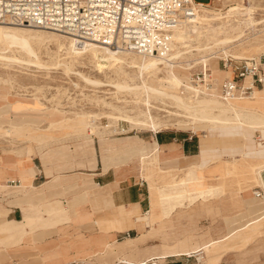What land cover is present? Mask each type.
I'll list each match as a JSON object with an SVG mask.
<instances>
[{"label":"rangeland","instance_id":"374dc122","mask_svg":"<svg viewBox=\"0 0 264 264\" xmlns=\"http://www.w3.org/2000/svg\"><path fill=\"white\" fill-rule=\"evenodd\" d=\"M194 2L197 14L196 27L189 29L183 27L182 40H178L172 32L171 52L168 55L205 48L225 36H231L232 39L237 38V40L227 44V56L220 52L216 54L219 56L217 59L202 63L198 61L203 57L206 58L207 52L202 51L198 55L197 51H191L186 59L177 60L180 64L191 67L186 71L178 72L180 77L184 76V79L185 76L188 77L187 82L181 81L180 87V84L176 85V92L184 94L186 87L195 86L191 79L195 72L202 69L201 64H206L205 68L210 70L211 77L218 83L223 80L221 72L218 71V69L223 71L220 66L223 61L231 62L233 66L244 60L257 58L264 53V0H194ZM232 28L237 29L232 30ZM239 29L243 30L240 32L242 35L239 34ZM58 41L61 44L66 43L61 37ZM35 48L42 61H48L49 56L54 53L60 55L59 57L63 56L55 41H44L35 45ZM1 67L4 66H0V146L16 148L23 143L31 148V145L35 143L68 135H73L77 142L100 135H132L143 139L151 133L148 129L130 128L121 119L112 123L107 115L117 114L112 112L111 108L102 105L99 98L124 111H144L151 113V116L153 115L157 120L176 122L173 116L175 109L153 99H149L145 105V101L142 102L145 100L144 94H140V97L135 99L132 93H115V89L109 86L94 88L85 84L78 76L65 74L57 68L11 66L1 69ZM72 69L73 72H81L89 77L104 80L85 59L74 61ZM107 72L108 75H114L112 71ZM126 73L137 76L136 72L129 69ZM146 82L148 85L157 84L152 78ZM249 83L248 78L245 85L248 86ZM204 90L209 91L205 88ZM257 91L259 92L253 94V100L247 101L252 107L264 112V84L258 87ZM216 93L221 95L217 91ZM93 98L98 101L94 102ZM20 103L23 104V108L17 110ZM247 103L241 101L239 105L244 106ZM93 125L97 126L96 130L90 131ZM181 128V126L173 125L162 130L186 129ZM204 132L207 138H204L206 143L204 142L199 158L207 152L209 144L216 146L217 150L215 153H207L203 163L191 162L183 167L162 170L153 161V156L150 157L153 163L144 167L143 179L147 182L150 192L149 210L152 213V222L155 218H173L176 222L173 224L174 229L182 226L184 230L197 231V227L202 228L204 225L206 228L215 224L216 220L219 221L218 218H250L236 224L232 227L233 229H227L224 233L231 230L230 232H234L237 238L232 235L228 239L221 240L222 242L210 246L205 253L217 248L222 249L224 243H229L230 246L235 247L233 250L237 251L234 254L237 264H245L247 246L250 248L249 252H252L251 261L261 264L260 258H264V200L254 198L252 193L260 190L255 182L254 170L257 166L264 165V132L242 126L208 130L202 127L195 134L199 137ZM17 134H20V137L15 138ZM22 134L27 135L29 142L23 140ZM106 140L99 138L103 148L108 146L103 145ZM133 142L131 144L140 151L145 150V153L137 156L138 160L151 155L152 152L147 151L151 147L148 143L143 144L136 139ZM232 151L235 153H231ZM138 160L139 171L136 173L142 178L139 173L141 161ZM261 175L264 176V171H261ZM258 218L263 219L258 222ZM200 219L204 221L200 223ZM250 222L257 223L246 226ZM185 226L188 229H185ZM244 228L248 231L247 239L243 234L238 236L240 233L238 231ZM230 239L233 242L230 243ZM203 243L206 242H201ZM260 252L263 254L260 255Z\"/></svg>","mask_w":264,"mask_h":264},{"label":"crops","instance_id":"0c3cea01","mask_svg":"<svg viewBox=\"0 0 264 264\" xmlns=\"http://www.w3.org/2000/svg\"><path fill=\"white\" fill-rule=\"evenodd\" d=\"M247 100L253 97L238 101ZM195 132L159 130L143 139L100 135L81 142L68 135L35 143L30 152H22L23 143L0 146V264H112L120 258L152 257L161 264H237V251L229 243L207 254L195 246L217 240L250 218H218L197 231L174 229L173 218L152 222L148 184L136 173L137 156L145 150L131 144L135 139L148 143L147 151L157 149L154 161L162 170L203 163L217 147L209 144L199 158L200 140L207 137ZM100 137L108 140L103 143L107 147L100 145ZM238 232L248 238L247 228ZM249 251L246 246L245 264H256Z\"/></svg>","mask_w":264,"mask_h":264},{"label":"bare ground","instance_id":"6f19581e","mask_svg":"<svg viewBox=\"0 0 264 264\" xmlns=\"http://www.w3.org/2000/svg\"><path fill=\"white\" fill-rule=\"evenodd\" d=\"M190 9L193 10L191 15L187 17H179L175 25L171 27V43L169 45V49L164 52H159L157 55H145L134 52H115L109 50L108 48L99 47L93 44H89L83 48H78L73 39L53 31L40 29L33 30L28 27L0 24V66H4L1 67V69L9 68L11 66H19L23 68H57L61 69L65 74L78 76L85 84L94 88L109 86L115 89V93L130 92L133 96H135V99H138L140 94H144L145 100L142 102L145 101V105H147L149 99H153L156 100V102L159 101L165 106L167 105L176 110V113H173V116L176 118V122L172 123L170 120H157L153 117V115L151 116V113L149 114L144 111L121 110L116 106L106 103L104 99L101 101L102 98H99L102 105L111 108L113 110L112 112L117 114L107 115L112 120V123H116V120L121 119L125 121L130 128L148 129L151 132H156L165 129L168 126L172 127L173 125H177V127L181 126V129L185 127V130L193 133L200 130L202 127H205L206 130H208L242 126L250 129H256L263 133L264 112L252 107L249 104V101H245L248 103L244 106L239 105L241 104V101H238L253 97L254 89H256L255 87L252 88L251 94L248 96H233L229 98H224L218 95L214 89L207 92L204 90V88L208 90L207 87H186L185 94L176 92V85L180 84V87L181 81L187 82L188 80L187 76H185V79L184 76L180 77L178 72H180V70L186 71L191 68L189 65L185 66V64L182 65L180 62H177L178 59H186L187 54L191 51H197L198 55H200L202 51H206V58L203 57L202 60L198 62L203 63L204 61L215 60L219 57L216 56L217 53L219 54L221 52L223 55L227 56V44L237 40V38L232 39L231 36H225L221 40H218V42L215 41V44L213 42L214 46H212V44L211 46H206L205 48H195L185 52L183 51L182 53L180 52L178 54L168 55V53L171 52L172 32L178 40H182L183 27L188 29L196 27L197 14L195 13L196 9L193 2ZM236 29L237 28H232V30ZM240 32H243V30L239 29V34H241ZM60 37L65 39V44H61L58 41ZM44 41H55L59 52H62L63 56L59 57L60 55H56V53H54L49 56L48 61H42L36 53L35 45H39ZM233 57L236 58L235 56ZM78 59H85L91 63L92 67L99 74V77L104 78V80L89 77L81 72H73V63ZM202 65L204 68L206 67V64H201V67ZM127 69L136 72L137 76L134 77L127 74ZM107 71H112L111 73L114 74L112 75L113 77L108 75ZM223 73L224 76H228V72ZM149 78L154 79L157 84L148 85L146 80ZM246 80H248V78H246L245 81ZM34 99L36 101V98ZM95 101H98V99H95L94 102ZM257 107L259 108V106ZM170 115H172L171 112ZM96 127L97 126L94 125L91 126L90 131H94ZM17 137H20V134H17L15 138ZM21 137L23 140H27V142H29V139L26 138L27 135L22 134ZM204 141V139L200 140L199 155L204 148ZM21 150L22 149H20L19 152H21ZM156 150H154L151 155L141 158V171L139 173L142 178H144V167L153 163L155 160H150V157L156 155ZM30 151V146L28 145L24 147L22 152ZM261 171H264V165L261 167L257 166L254 170V174L257 187L262 192L255 191L253 192V195L255 196L257 192H260L261 195L258 198L264 200V176L261 175ZM147 215L149 216V213H147ZM230 231L231 230L219 237L217 240H211L199 246L202 247L204 252H206L210 246L219 243L221 240L228 239L229 235L233 233Z\"/></svg>","mask_w":264,"mask_h":264},{"label":"built area","instance_id":"2783aa9c","mask_svg":"<svg viewBox=\"0 0 264 264\" xmlns=\"http://www.w3.org/2000/svg\"><path fill=\"white\" fill-rule=\"evenodd\" d=\"M194 0H0V24L53 31L74 40L78 48L89 44L115 52L158 54L169 49L171 27L179 17L193 13ZM195 3V2H194ZM221 82L208 68L195 72L196 87L214 89L224 98L248 96L264 84V53L232 66ZM250 83L245 85V79ZM260 192L256 193L259 197ZM158 257L131 261L120 258L112 264H161ZM84 264V263H72Z\"/></svg>","mask_w":264,"mask_h":264}]
</instances>
